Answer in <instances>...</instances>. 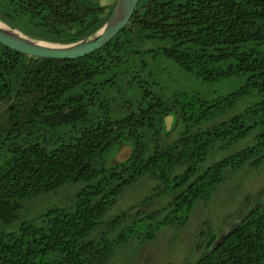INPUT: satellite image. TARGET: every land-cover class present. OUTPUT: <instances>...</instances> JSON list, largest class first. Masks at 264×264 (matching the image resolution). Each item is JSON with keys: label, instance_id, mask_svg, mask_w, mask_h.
<instances>
[{"label": "trees", "instance_id": "1", "mask_svg": "<svg viewBox=\"0 0 264 264\" xmlns=\"http://www.w3.org/2000/svg\"><path fill=\"white\" fill-rule=\"evenodd\" d=\"M115 3L0 0V19L71 43L99 30ZM125 145L132 153L121 162ZM263 162L264 0H140L110 42L75 59L0 43V264H104L131 233L145 241L183 225L229 175ZM143 177L150 194L106 220ZM69 184V207L14 223L27 201ZM262 194L246 200L238 216L259 207L217 247L209 230L199 257L180 264H264ZM126 216L131 223L116 228Z\"/></svg>", "mask_w": 264, "mask_h": 264}, {"label": "rangeland", "instance_id": "2", "mask_svg": "<svg viewBox=\"0 0 264 264\" xmlns=\"http://www.w3.org/2000/svg\"><path fill=\"white\" fill-rule=\"evenodd\" d=\"M114 1L102 0L103 3L109 5ZM172 135L174 136L175 133ZM76 189V185L69 184L54 193L27 201L14 223L32 220L48 207H69L75 199ZM151 189V181L146 177L141 178L120 195L118 203L108 212L105 219L109 220L114 215L139 203L150 194ZM263 191L264 162L256 167L246 164L229 175L208 201L196 202L191 215L183 225H164L153 238L145 241H142L139 233H131L126 241L118 244L113 256L104 264H180L187 260L193 261L202 252L198 244L205 243L206 232L212 230L219 233L220 229L246 209V200L261 197ZM168 201L169 196L167 195L155 197L143 208V213L136 218L154 214ZM134 212H139V209L137 208ZM131 221L132 218L126 216L116 228L125 226ZM138 228L137 226L136 229ZM99 233L100 230L96 231V234Z\"/></svg>", "mask_w": 264, "mask_h": 264}, {"label": "water", "instance_id": "3", "mask_svg": "<svg viewBox=\"0 0 264 264\" xmlns=\"http://www.w3.org/2000/svg\"><path fill=\"white\" fill-rule=\"evenodd\" d=\"M140 0H116L111 15L105 24L94 34L87 38L71 43H53L33 38L17 28H13L0 19L7 27L0 26V43L17 52L33 57L54 59H75L88 55L102 48L110 42L116 34L125 28L130 22L133 13ZM173 116L166 117V129L170 130ZM132 153V147L123 146L115 155L118 161L128 160ZM259 205H255L243 216H237L233 221L227 223L214 241L212 248L217 247L225 238L233 233L238 226L254 212ZM136 211V209L134 210Z\"/></svg>", "mask_w": 264, "mask_h": 264}, {"label": "bare ground", "instance_id": "4", "mask_svg": "<svg viewBox=\"0 0 264 264\" xmlns=\"http://www.w3.org/2000/svg\"><path fill=\"white\" fill-rule=\"evenodd\" d=\"M0 26H1V27H5V28L7 27V26H6L3 22H1V21H0Z\"/></svg>", "mask_w": 264, "mask_h": 264}]
</instances>
